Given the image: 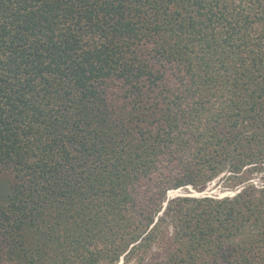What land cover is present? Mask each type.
Listing matches in <instances>:
<instances>
[{
    "label": "trees",
    "instance_id": "1",
    "mask_svg": "<svg viewBox=\"0 0 264 264\" xmlns=\"http://www.w3.org/2000/svg\"><path fill=\"white\" fill-rule=\"evenodd\" d=\"M263 171L264 0H0V264H264V185L166 197Z\"/></svg>",
    "mask_w": 264,
    "mask_h": 264
},
{
    "label": "rangeland",
    "instance_id": "2",
    "mask_svg": "<svg viewBox=\"0 0 264 264\" xmlns=\"http://www.w3.org/2000/svg\"><path fill=\"white\" fill-rule=\"evenodd\" d=\"M114 92V90H111V93ZM181 171H182V166H175L171 169V174H173L174 176H180L181 175ZM249 172H245V175H248L247 178H251L250 180H247L243 183H241L240 185L236 186L235 188H228V187H224L223 185H228L230 186V182L228 183H223L222 180H220L219 178L222 177L223 175L220 174L218 177H216L213 181L208 182L205 187L203 188L204 190L201 192V194H199L200 192L195 191L194 189H192V186L189 187H180L178 192L175 191H167L166 197L170 198L173 196H176V194L178 193H185L186 190H188V192L195 194V195H202V194H210L211 192H214V194L212 195H218L220 196V193H224L227 192V194L232 195L234 193V190H240L242 188V186L246 185L247 183H254L257 186H263L264 185V171L261 173H250ZM242 174V173H241ZM172 232V229L169 230V234ZM164 240H169V236H167ZM168 247H174L173 244H170L168 242V244H164L163 242L159 243V244H153L150 251L148 252V254H146L145 256V260L143 261V263H154L158 260H160L161 258L165 257V254L167 252V248ZM142 254H140L137 257H133L131 258L129 261L124 262L122 264H142ZM122 259L120 260V262H117L116 264H121Z\"/></svg>",
    "mask_w": 264,
    "mask_h": 264
},
{
    "label": "bare ground",
    "instance_id": "3",
    "mask_svg": "<svg viewBox=\"0 0 264 264\" xmlns=\"http://www.w3.org/2000/svg\"><path fill=\"white\" fill-rule=\"evenodd\" d=\"M192 194V193H191ZM195 195V194H194Z\"/></svg>",
    "mask_w": 264,
    "mask_h": 264
}]
</instances>
